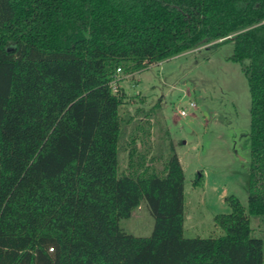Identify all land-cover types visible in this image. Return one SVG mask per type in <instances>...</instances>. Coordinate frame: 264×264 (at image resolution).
Wrapping results in <instances>:
<instances>
[{
    "label": "trees",
    "instance_id": "obj_1",
    "mask_svg": "<svg viewBox=\"0 0 264 264\" xmlns=\"http://www.w3.org/2000/svg\"><path fill=\"white\" fill-rule=\"evenodd\" d=\"M228 41L251 93L248 206L231 194L222 235L186 237L174 143L150 157L136 122L122 168L133 116L111 82ZM143 202L145 237L120 224ZM251 217L264 226V0H0V264H264Z\"/></svg>",
    "mask_w": 264,
    "mask_h": 264
},
{
    "label": "rangeland",
    "instance_id": "obj_2",
    "mask_svg": "<svg viewBox=\"0 0 264 264\" xmlns=\"http://www.w3.org/2000/svg\"><path fill=\"white\" fill-rule=\"evenodd\" d=\"M213 43L153 63L132 74L121 72L118 80L119 88L126 91L122 109L133 116L121 144V167L127 165V147L136 122L147 127V121L150 122L149 140H137L139 149L148 147L150 157L160 154L162 142L172 140L186 175V237L222 235L224 230L216 223L215 216L232 210L227 196L234 194L248 206L249 83L240 63L229 59L234 43L211 45ZM157 105H160L158 110ZM153 108L157 111L151 113ZM183 108L187 110L186 116L180 114ZM166 132L168 137L163 140ZM120 224L126 232L145 237L151 235L155 219L143 202ZM251 225L255 234L264 239V232H261L264 226L259 220L251 217Z\"/></svg>",
    "mask_w": 264,
    "mask_h": 264
},
{
    "label": "built area",
    "instance_id": "obj_3",
    "mask_svg": "<svg viewBox=\"0 0 264 264\" xmlns=\"http://www.w3.org/2000/svg\"><path fill=\"white\" fill-rule=\"evenodd\" d=\"M121 68H118L117 69V75L116 77L113 79V81L111 82V86H112V89L114 92H117L118 89H119V86H118V80L120 79V73H121ZM191 105H195V102H191ZM180 114L182 116H186L187 115V110L185 108L181 109L180 110Z\"/></svg>",
    "mask_w": 264,
    "mask_h": 264
}]
</instances>
